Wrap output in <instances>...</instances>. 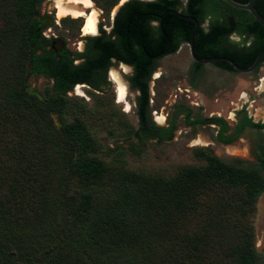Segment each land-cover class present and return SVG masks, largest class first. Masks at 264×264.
I'll use <instances>...</instances> for the list:
<instances>
[{
    "label": "trees",
    "instance_id": "1",
    "mask_svg": "<svg viewBox=\"0 0 264 264\" xmlns=\"http://www.w3.org/2000/svg\"><path fill=\"white\" fill-rule=\"evenodd\" d=\"M93 1L106 14L118 2ZM41 2L0 0V264H256L248 220L264 191L256 168L209 153L205 164L169 177L109 164L94 154L97 141L79 114L86 109L67 92L78 83L102 91L108 68L121 60L132 66L127 81L138 92V124L128 135L138 145L170 140L174 124L152 119L149 83L157 59L189 42L194 26L171 10L199 24L209 17L210 28L195 31L196 56H229L243 67L264 49V26L225 0H127L108 33L84 37L83 50L72 52L42 35ZM254 6L264 18V0ZM234 31L240 42L228 39ZM28 74L52 80L44 99L26 92ZM187 120L215 124L223 143L245 126L264 129L246 115L232 131L219 116Z\"/></svg>",
    "mask_w": 264,
    "mask_h": 264
},
{
    "label": "rangeland",
    "instance_id": "2",
    "mask_svg": "<svg viewBox=\"0 0 264 264\" xmlns=\"http://www.w3.org/2000/svg\"><path fill=\"white\" fill-rule=\"evenodd\" d=\"M97 1L100 3V0ZM120 3L121 0H118L108 14L93 3L99 10V22L107 32L112 14L117 11ZM36 17L44 25L43 35L50 37L52 46L57 49L66 47L72 52L80 51L84 37L90 35L82 33L81 17L67 15L57 18L54 0H42ZM3 24L0 14V31ZM231 37L236 42L242 38L236 34ZM249 41L250 37L246 38L245 42ZM113 68L119 70L127 86V101L131 105L129 111L116 101L114 83L108 74L109 85L102 91L84 84L81 86L82 94L76 93L75 88L67 92L68 97L86 109L79 114L97 141L95 155L109 164L169 177L184 165L205 164L206 159L202 153H209L228 162L256 168L264 176V162L261 160L264 159V129L245 126L234 141L223 143L217 139L218 127L213 123H190L187 120L219 116L227 122L229 131H232L237 117L244 110L253 121L264 122V61L249 72L226 71L212 63L195 67L187 43H181L174 53L157 59L149 83L151 116L156 122L155 113H163L165 120L159 124L173 123L174 136L163 141L148 139L142 145H138L136 139L127 133V128H136L138 124V92L130 89L127 81L131 68L127 67V71H123L117 63ZM51 85L52 80L46 76L28 74L25 90L30 95L44 99L51 92ZM71 117L67 115L68 120ZM53 118L59 126L58 117L53 115ZM234 158L238 161H234ZM248 220L258 254L256 264H264V191L256 197Z\"/></svg>",
    "mask_w": 264,
    "mask_h": 264
},
{
    "label": "bare ground",
    "instance_id": "3",
    "mask_svg": "<svg viewBox=\"0 0 264 264\" xmlns=\"http://www.w3.org/2000/svg\"><path fill=\"white\" fill-rule=\"evenodd\" d=\"M54 2H55L57 18H62L67 15H70L73 18L82 17L83 18V22L81 25L82 33L83 34L97 33L99 10H97V8L94 6L92 0H54ZM119 68H121L123 71H127V67L125 65H121ZM108 75H109V79L114 83L116 101L118 103H122L124 105V109L126 111H129L131 105L127 101V96H128L127 86L124 83L119 70L111 68L109 70ZM157 75L158 74L155 72V76ZM81 86L82 84H77L75 86L76 93L82 94ZM155 120L157 123L161 124L165 120V115L163 113L156 112Z\"/></svg>",
    "mask_w": 264,
    "mask_h": 264
},
{
    "label": "water",
    "instance_id": "4",
    "mask_svg": "<svg viewBox=\"0 0 264 264\" xmlns=\"http://www.w3.org/2000/svg\"><path fill=\"white\" fill-rule=\"evenodd\" d=\"M228 4H230L233 7L239 8V9H245L247 11H249L251 13V15L261 24L264 26V18L259 14V12L257 11V9L254 6V2L255 0H247L246 2H239L237 0H225ZM123 3V2H122ZM120 3V5L122 4ZM119 5V6H120ZM176 14L180 15L179 12L173 11ZM189 19H191L194 22V26L193 29L191 31V35H190V41L188 43L189 48H190V54L193 60H195L196 62L199 63H209V62H214V61H219V60H223L228 62L233 69L240 71V72H249L251 70H253L257 64L261 61L262 57L264 56V49H262L254 58L253 62L247 66V67H243L238 65L233 59L227 57V56H213V57H208V58H199L198 56H196L195 52H194V48H193V37L195 34V31L197 30L198 26H199V22L196 18H194L193 16H187Z\"/></svg>",
    "mask_w": 264,
    "mask_h": 264
},
{
    "label": "flooded vegetation",
    "instance_id": "5",
    "mask_svg": "<svg viewBox=\"0 0 264 264\" xmlns=\"http://www.w3.org/2000/svg\"><path fill=\"white\" fill-rule=\"evenodd\" d=\"M92 2L95 4V2L92 0ZM121 2H123V1H121ZM125 2V1H124ZM183 4H184V6H185V4H186V0H184L183 2H182ZM123 4V3H122ZM121 4V5H122ZM96 5V4H95ZM120 5V6H121ZM119 6V7H120ZM118 10V9H117ZM181 10V9H180ZM180 10H178L177 12H179V14H180V16H191V15H184ZM87 11V10H86ZM117 12V11H116ZM116 12H114L113 14H112V17H111V26H110V29H109V31L111 30V28H112V26H113V20H114V16H115V14H116ZM82 18V17H81ZM83 19V18H82ZM82 22H83V20H82ZM154 24H155V22H153ZM102 23H100L99 21H98V23H97V33L96 34H90V35H88V36H96V35H99L100 34V29H103L102 28V25H101ZM204 24H205V27H204ZM82 25V24H81ZM203 29H205V30H207L208 28H210V26H211V23H210V20H209V17H207V18H205L204 20H203V22L201 23V24H199ZM199 27V26H198ZM80 29H81V26H80ZM103 30H105V29H103ZM106 31V30H105ZM108 31V32H109ZM107 32V31H106ZM107 32V33H108ZM232 34H236V35H239L237 32H231L229 35H228V39H230V40H232ZM42 35H43V33H42ZM44 36V35H43ZM45 37V36H44ZM241 37V36H240ZM47 38V37H46ZM48 38H50V37H48ZM84 41H85V39H84ZM250 42H251V38H250V41L249 42H245L244 43V45L242 44V43H239V46H244V47H246V46H248L249 44H250ZM181 43H189V42H181ZM248 44V45H247ZM83 48H84V43H83V47H82V49L80 50V48H79V50L80 51H82L83 50ZM190 49V48H189ZM80 51H78V52H80ZM167 55V54H166ZM165 56V55H164ZM217 56H224V55H217ZM163 57V56H162ZM213 57V56H212ZM227 57H229V56H227ZM264 57V56H263ZM263 57H262V59H261V61L257 64V66L253 69V70H255L256 68H258L259 67V65H260V63L261 62H263L264 61V59H263ZM161 58V57H160ZM205 58H208V57H205ZM229 58H231V57H229ZM232 59V58H231ZM79 61V59H76L75 60V62H78ZM194 62H196L195 60H193ZM218 62H224V63H228V62H226V61H223V60H219V61H214V62H209V63H212V64H214L215 66H217L218 68H220V69H223V70H226V71H237V70H229V69H227V68H225L222 64H218ZM119 64V67L121 66V65H126L127 67H130L131 68V72H132V66L131 65H129V64H127V63H124V62H122L121 60H119V61H116V60H113V64L108 68V70H107V74H109V70L111 69V68H113V65L114 64ZM197 63H199V62H197ZM199 64H201V65H203V64H208V63H199ZM229 64V63H228ZM230 65V64H229ZM195 67H197V66H195ZM114 69H116V68H114ZM253 70H251V71H253ZM154 72V71H153ZM152 72V73H153ZM240 72V71H239ZM131 74V73H130ZM152 75V74H151ZM108 80V79H107ZM124 81V80H123ZM125 83V82H124ZM78 84H82V85H84V83H78ZM77 84H75L73 87H72V89L73 88H75V86H76ZM85 85H87V84H85ZM108 85H109V81H108ZM107 85V86H108ZM90 87V86H89ZM70 91V90H69ZM243 115H246V112L243 110V112H242V115L241 116H238L237 117V121H236V123H235V126L238 124V122L241 120V118H242V116ZM247 116V115H246ZM247 117H249V116H247ZM251 118V117H250ZM159 124V123H158ZM215 125V124H214ZM234 126V127H235Z\"/></svg>",
    "mask_w": 264,
    "mask_h": 264
}]
</instances>
